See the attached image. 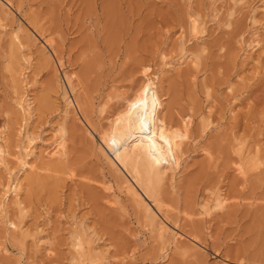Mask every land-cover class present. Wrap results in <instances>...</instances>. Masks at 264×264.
Masks as SVG:
<instances>
[{"label":"rangeland","instance_id":"obj_1","mask_svg":"<svg viewBox=\"0 0 264 264\" xmlns=\"http://www.w3.org/2000/svg\"><path fill=\"white\" fill-rule=\"evenodd\" d=\"M261 3L0 0V131L10 129L13 139L23 115L12 98L21 93L30 95L37 110L29 130L38 145L50 138L52 127L62 124L66 130L60 163L53 159L57 164L37 170L31 181L21 174L23 210L10 206L9 216L22 229L12 234L0 219V264H79L73 245L78 231L90 235L84 238L100 264H264V18L255 9ZM188 13L205 20L200 40L189 31ZM12 30L30 47L32 65L16 62L21 54L9 46ZM44 38L53 40L61 67L54 56L55 62L42 57L41 48L49 49ZM254 38L259 44L252 50ZM191 51L197 66L166 71L163 62ZM144 65L159 73V110L180 147L171 152L178 165L166 171L160 209L134 184L148 207L137 204L99 149V133L143 82ZM15 69L33 74L25 79L15 72L30 87L19 85ZM64 73L72 77L73 92ZM64 92L78 100L84 118L66 110ZM247 159L261 163L253 168ZM240 163L248 168L245 175L235 168ZM0 171L3 184L7 179ZM161 230L186 235L192 243L196 238L197 247L184 240L163 243L170 235L161 238Z\"/></svg>","mask_w":264,"mask_h":264},{"label":"bare ground","instance_id":"obj_2","mask_svg":"<svg viewBox=\"0 0 264 264\" xmlns=\"http://www.w3.org/2000/svg\"><path fill=\"white\" fill-rule=\"evenodd\" d=\"M212 1H215V0H212ZM231 1L233 4H237L238 2H241L243 0H231ZM8 2H9V0H8ZM213 3L214 2H212V4ZM261 4H263V6L255 8V9L261 10V13H262L261 16H262V18H264V3H261ZM218 10H220V8ZM218 10H216V11L218 12ZM256 10H255V12H256ZM192 11H193V9H192ZM188 19H189L188 20L189 21V24H188L189 25V31H190V33H192L191 35H193V37H195V39L200 40L204 36V32H205V22H204L205 20H202L199 16H197V14L196 15L189 14ZM250 19L253 21L255 20L254 12L251 14ZM262 20H264V19H262ZM255 22H256V20H255ZM1 26H3V24ZM35 29L37 30V28H35ZM36 32H38V30ZM10 34L11 35L9 38H10V44L11 45L9 44V46H11V48H12L11 50H13L15 52L18 50L19 53L21 54L19 59H16V62H17V60H20L26 66L32 65V58H31V55L28 53L30 47L28 48L26 46L27 43L24 44L25 43L24 37H23V39H24V41H23L21 35L18 34V32L13 31ZM188 37H189V35H188ZM185 38L186 37H184V40H185ZM253 40L255 41L254 42L255 45L250 46L252 50H253V48H255V46H257L259 44V42L257 44V41L255 40V38ZM253 40H252V43H253ZM44 42H45L46 46L49 47V49L46 50L45 47L41 48L40 52H41L42 57L44 59H46L47 62H50V61L52 62L54 60V58H52L51 56H54L56 58L57 63H58L57 65H59V67H61L62 62H61V59L58 57L57 52L55 51V47H54L55 44H54L53 40L44 38ZM175 43H177V41ZM249 44H251V42ZM9 49H10V47H9ZM183 51H185L184 48H183ZM183 51L180 50V52H182V53H183ZM51 52L53 55L51 54ZM196 60H197V55L195 53H192V51H191V52H186L185 54L182 55V57L180 56L179 59L175 60V62L173 61V63H165V62H163V63L167 68L166 71H168V70H172V69L176 68L175 66L181 65V67H182V65L186 64V63H188V64L193 63V65L197 66ZM10 62H11V60H10ZM54 62H55V60H54ZM23 63L22 64L20 63L21 67H22ZM53 64H55V63H53ZM25 65H23V69H24ZM188 66H190V65H188ZM8 67H10V66H8ZM16 68H18V67H16ZM55 68H56V66H55ZM8 71H9V69H8ZM11 72H13V71H11ZM15 72H17L18 74L20 72V74H22L23 76L25 75V72H22L19 69H17V71L15 69L14 73ZM141 72H142L143 82L140 84L138 89L132 95L128 96L126 99L124 98L125 102L121 105L120 108H118V110L116 109L117 111L115 110V112L113 111L112 113H110L112 118L109 119V126L107 125L108 128H105L103 131H101V133H99L100 134L99 139H100V144H101L99 146V149H100L102 156L106 159L107 164L110 166V168L113 169V171L116 172V174H118V176L120 175L119 178L122 179L121 181L124 183L125 188L127 190V193L128 194L130 193L134 197L135 202L137 204L140 202L141 203L145 202V201L143 200L141 194L135 188L134 184L136 186H138V188H140V190L148 198H151V200H153L156 203L157 208L160 209L159 204L161 201L159 202V199H160L159 196L161 195V193H160L161 192V186L163 183V179H165L164 177H166L165 176L166 171L168 169H171V166L173 164L175 166L178 165V161L175 162L176 160H174V162L172 163V161H171L172 157L174 159H176V156H172L171 152L175 146H176L177 151H180V147H179V144L176 142V140L173 138V136L171 134V130L169 128V125H168L167 121L165 120V118L163 117V115L160 113L161 111L159 110V108L161 107V104H162L159 85H158L159 84V73L157 71H153L149 65H144L142 67ZM15 74H12V77ZM18 74H16L15 76H17ZM22 75H20V77L17 76L16 79L18 80V78L19 79L22 78L21 77ZM27 76H29V75H26L23 78L27 79L28 78ZM29 77H30L29 79H31L33 77V74H32V76H29ZM14 78L15 77H13V80H14ZM64 80H65L66 85L70 89V91H72L73 89H72V77H71V75L67 76L64 73ZM19 81L20 80H18L17 82L19 83ZM23 81L25 82V84H28V86H29V84H31V83H28V82H30L29 80L26 82V80H24V79L20 82H23ZM14 82H15V80H14ZM20 84H24V83H19V85ZM18 86H17V88H18ZM15 88L13 91L16 90ZM21 88L22 89H20V90L23 91V87H21ZM25 91H27V90H25ZM14 93L15 92H13V94ZM17 93H19V92H17ZM64 93H65V96L62 99L64 101V106H65L66 110H68V112L73 111L72 112L73 116H74V113H75V116H77V112H74L76 110L84 118V115L82 113V108H81L78 100L71 99L66 95L67 92H64ZM16 95H17L16 97L13 95V97H15V99H13L12 97L11 98L13 101L15 100L14 106L18 110V112L23 115L22 116L23 118L20 120V123L18 124L19 126L17 125L18 126L17 129L13 127L14 129H16L12 133L13 139L10 137L11 134L8 133V130L10 131V129H4L3 128L4 130L0 131V169L4 173L3 175H4L5 179H7L5 183H3V184L0 183V219H2V222H5L7 229L10 230L12 232V234H13V232L17 234V232H20L22 229V226L20 225V223L17 222L18 220L17 221L13 220V219H11V216H9V208H11L10 206L17 207L19 212H21L23 210V206H22V203H23L22 199L23 198H21V193H22L21 191H22V185H23L22 180H24V178H25V180L27 179L26 182L33 180V176H34L33 173H35L37 170H41V169L43 170V168H46V165H50L51 162L53 161V159H57V162H58V160L60 161L61 157L65 153V138H64V136L66 135L65 134L66 130L62 124H58L55 127L51 126L52 129H51V131L49 130L50 131L49 132L50 138L47 140L46 139L41 140L39 142L40 144L38 145V143L36 141L37 139L35 138V136L32 133L34 130L32 132L29 130L31 128V126L33 125L32 122H34L33 120L35 119L36 113H37V112H35L37 110L34 111V109H33V100L28 93L27 94L21 93L20 95H18V94H16ZM102 109L103 108H101L100 111H103ZM104 111H105V109H104ZM206 112L209 113L208 110ZM209 114H205L204 115L205 117L202 116V117H204V118H202L203 119L202 124L205 127H207L211 122L209 120ZM76 118L79 121V117H76ZM46 121L47 120H45V122ZM86 122L89 124L88 126H90V128L96 132V128L94 127L93 124H91V121H86ZM43 124H45V123H43ZM6 132H7V134H9V138L12 139V141H10V143L8 142L9 141L7 139L8 135L6 134ZM109 152L112 154V157H110L111 154L110 155L108 154ZM241 152H243V150H241ZM244 153H245V151H244ZM240 154L242 155V153H240ZM42 158H47L48 161H50V162H48V161L46 162V160L44 161V159H42ZM250 160L251 159H249V160L247 159V162L248 161L249 162L254 161L252 163L253 168L254 167L257 168V165L259 163H261V162H259L258 159H252V161H250ZM54 162H56V160H54L52 163H54ZM57 162H56V164H57ZM58 163H60V162H58ZM12 164H16L15 167H18L17 172L15 170V167ZM241 164L242 163L238 164V166L235 168L239 174L245 175L247 173L248 168L245 170L246 167H244L243 164L242 165ZM245 165H247V163ZM52 168H54V167L52 166ZM122 170L128 175V177L130 179L125 176V173L123 174ZM26 172L28 174L25 175ZM21 174L24 175L23 179H21V177H22ZM131 180H132V182H131ZM225 200H226V198H225ZM225 200L224 199L221 201L219 200L220 204L225 203ZM226 201H228V200H226ZM10 204H12V205H10ZM220 204H219V206H221ZM146 206L148 207L147 204H143V208H147ZM145 213L147 214V212H145ZM17 214H18V212H17ZM153 222H155V221L153 220ZM164 228H166V227H164ZM165 230H167V228ZM165 230H163V231L161 230V232H159L160 237L163 239H164V237L166 238V234H169V233H165ZM173 231L169 234L170 237H168L171 239L169 240L168 238H166L163 240V243H164V241L165 242L167 241L168 245H170V243L175 244V243L180 242V241L182 242L183 240L185 242L186 241L188 242L187 239L185 240V238H183L186 235L182 236L181 234L176 233L175 231H174L175 233H173ZM74 232H75V229H74ZM82 234H84V232H82L80 234V232L78 231V233H76L75 236H73L75 238L73 245H74L75 250L79 256V260H78L79 264H85V262H84L85 260H87L89 262L88 264H100L99 263L100 261H97L99 259V257L96 258L95 257L96 254L91 253V250H93V249L91 247H89V245H88L90 242L88 243V241L85 239V238H87L88 235L86 237L84 236L85 237L84 238ZM10 236H11V234H10ZM24 236H29V234L27 233V234L23 235V237ZM157 236H158V234H157ZM87 239H89V238H87ZM192 240L196 241V243L198 242V240H196V238H192ZM34 241H35V243H38V240H36V238H34ZM194 241H193L194 244L189 241L191 243L190 244L191 247H192V245H193V247H197L195 245ZM85 244H87V245H85ZM164 245L165 244H163V246ZM183 245H185V244H183ZM91 246H92V243H91ZM167 246H165V248ZM181 246H182V244L179 245V248ZM182 248H183V250H188L187 246L186 247L182 246ZM167 249L168 248H166V250ZM50 255H51V252H50ZM222 264H232V263L223 262Z\"/></svg>","mask_w":264,"mask_h":264}]
</instances>
